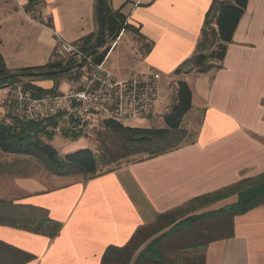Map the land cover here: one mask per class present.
I'll use <instances>...</instances> for the list:
<instances>
[{
  "label": "crops",
  "instance_id": "1",
  "mask_svg": "<svg viewBox=\"0 0 264 264\" xmlns=\"http://www.w3.org/2000/svg\"><path fill=\"white\" fill-rule=\"evenodd\" d=\"M213 1L109 0L126 28L111 40L103 65L121 81L158 72L175 92L185 81L192 91L182 123L188 137L172 152L93 178H12L0 187L1 200L61 225L54 238L0 225V241L31 254L28 264H102L109 247L125 246L160 216L264 173V0L248 1L221 69L175 75L195 54ZM99 33L97 0H0V56L9 72L45 67L58 60L59 42ZM34 85L51 90L55 82ZM233 230L232 238L197 249L205 264H264V205L235 217Z\"/></svg>",
  "mask_w": 264,
  "mask_h": 264
},
{
  "label": "trees",
  "instance_id": "2",
  "mask_svg": "<svg viewBox=\"0 0 264 264\" xmlns=\"http://www.w3.org/2000/svg\"><path fill=\"white\" fill-rule=\"evenodd\" d=\"M97 1L100 33L97 37L94 34L86 37L82 41V51L89 55L94 64H101L110 48L101 49L108 40L118 37L126 26L125 18L111 9L109 0ZM248 1H213L206 15L195 54L175 71V75L180 76L192 71L206 74L222 68L227 47L232 43ZM96 46L98 48L93 51ZM86 63L85 61L79 65L80 60L76 59L67 62L56 60L42 68L9 72L0 56V90L20 83L24 79L57 82L61 77L72 73H76V78L80 79L84 74L83 68ZM28 88L37 98L57 92L55 87L44 90L30 84ZM191 108L192 91L185 81L179 80L174 102L164 116L165 129L132 128L121 122L106 119L102 122L104 130L99 134V138L102 139L99 155L90 149H84L60 158L57 150L44 142L45 137L55 135L47 131V127L54 123L53 120L34 123L15 118L13 124L0 122V151L5 154L34 157L54 176L81 175L85 178H93L104 173L101 171L102 167L119 160L117 154L111 159L112 156L107 150V141H114L115 146L126 152L123 158L140 154L153 158L180 148L188 137L187 131L182 128V123ZM76 136L81 135H74ZM234 195L238 197L237 202L217 212L185 218L186 213L183 210H175L160 216L154 228L142 227L125 246L109 247L103 256L102 264H205L203 255L182 260L167 258L163 251L164 241L178 237L186 244L184 248L198 249L215 241L232 238L234 218L264 205V173L220 192L198 197L190 202L189 209L201 210ZM15 217L25 221L15 220ZM0 225L24 229L50 238L56 237L61 229L60 224L41 218L35 210L23 212L12 202L1 199ZM170 227L172 228L167 233L153 239L142 248L154 236ZM33 260L31 254L0 241V264H28Z\"/></svg>",
  "mask_w": 264,
  "mask_h": 264
},
{
  "label": "built area",
  "instance_id": "3",
  "mask_svg": "<svg viewBox=\"0 0 264 264\" xmlns=\"http://www.w3.org/2000/svg\"><path fill=\"white\" fill-rule=\"evenodd\" d=\"M83 43L59 42L57 58L67 62L79 59L87 62L78 87L62 94H48L41 98L29 89L8 87L15 106L16 117L23 121L54 123L50 133L82 135L91 121L101 118L118 122L150 119L161 100L163 77L158 72L135 74L127 80L116 79L103 65L94 64L82 51Z\"/></svg>",
  "mask_w": 264,
  "mask_h": 264
},
{
  "label": "rangeland",
  "instance_id": "4",
  "mask_svg": "<svg viewBox=\"0 0 264 264\" xmlns=\"http://www.w3.org/2000/svg\"><path fill=\"white\" fill-rule=\"evenodd\" d=\"M111 44V40H108L106 45L101 49L107 48ZM121 46V44H120ZM120 48V47H119ZM118 48V49H119ZM79 60V59H76ZM76 73H72L70 75L61 77L57 82H55V88L57 89L56 94H62L68 92L70 90L75 89L76 85L78 84L80 79L76 78ZM191 77H189L190 79ZM188 79V80H189ZM38 81L32 79H24L20 83L14 84L18 87L29 89L28 85L36 83ZM165 83V82H164ZM167 83V82H166ZM165 85V84H164ZM8 89V87H7ZM9 89L7 90V97L3 94L2 89L0 90V122H4L7 124H13V120L17 118L15 112L14 103H12V99L10 98ZM167 92V93H166ZM175 83H171L167 90L163 87V98L161 99V103L157 105V110L155 111L154 115L150 119H145L141 121L137 120H125L122 121L127 127L132 128H144V129H165L166 124L164 121L165 114L169 111L170 107L174 102V95H175ZM103 119L97 118L91 121L90 126L85 129L84 133L81 136L72 137L71 135L64 134V133H56L52 137H45L44 142L54 149L57 150L60 158H64L66 155L73 154L75 152L90 149L95 154H100L99 149L101 148L100 141L102 139L99 138V134L103 132L102 126ZM115 146V142L107 141V150L108 154L111 159H114L115 155L117 154V158L119 159L117 162L112 163L106 167H102V172H108L112 169L120 167L121 165L132 163L139 161L148 157L146 154L134 155L130 157L123 158L126 154L121 148ZM106 150V152H107ZM52 175L45 165L40 162L38 159L31 157V156H23V155H12V154H5L0 151V187L4 188L10 184L12 178L14 179H40L43 177H51ZM82 177L81 175H75L70 177H64L70 179H77ZM213 205V204H211ZM209 205V206H211ZM209 206L205 207L204 209L208 208ZM204 209L201 210H192L189 209V206L183 210L186 213V217H191L193 215L200 214ZM15 220H22V218L15 217ZM184 220V219H181ZM179 220V221H181ZM178 221V222H179ZM154 228L155 225L150 226ZM167 228L163 232L159 233L158 235L154 236L151 240H149L142 248H144L148 243H150L153 239L162 236L163 234L167 233L170 229ZM165 245H163V251L165 256L171 257L172 259H191L194 257L201 256V252L197 249H186L184 248L186 244L181 241L178 237H174L170 240L164 241Z\"/></svg>",
  "mask_w": 264,
  "mask_h": 264
},
{
  "label": "water",
  "instance_id": "5",
  "mask_svg": "<svg viewBox=\"0 0 264 264\" xmlns=\"http://www.w3.org/2000/svg\"><path fill=\"white\" fill-rule=\"evenodd\" d=\"M97 48H98V46H96V47L93 49V51L96 50ZM81 64H82V63H80L79 65H81Z\"/></svg>",
  "mask_w": 264,
  "mask_h": 264
}]
</instances>
